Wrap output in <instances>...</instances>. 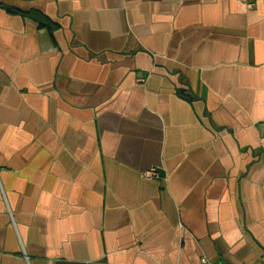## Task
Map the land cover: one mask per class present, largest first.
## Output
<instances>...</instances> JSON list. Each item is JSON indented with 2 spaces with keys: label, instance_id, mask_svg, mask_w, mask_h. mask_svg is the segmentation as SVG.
I'll return each mask as SVG.
<instances>
[{
  "label": "crops",
  "instance_id": "1",
  "mask_svg": "<svg viewBox=\"0 0 264 264\" xmlns=\"http://www.w3.org/2000/svg\"><path fill=\"white\" fill-rule=\"evenodd\" d=\"M263 119L264 0H0V264H262Z\"/></svg>",
  "mask_w": 264,
  "mask_h": 264
},
{
  "label": "built area",
  "instance_id": "2",
  "mask_svg": "<svg viewBox=\"0 0 264 264\" xmlns=\"http://www.w3.org/2000/svg\"><path fill=\"white\" fill-rule=\"evenodd\" d=\"M251 5H252L251 3L248 4L249 7ZM258 127L262 131H264V119L258 122ZM144 177H146V178H158L159 175H158L156 169L152 167V168L148 169L147 171H145ZM200 262H201V264H222L219 261H211L207 257H204V256H202L200 258ZM262 264H264V256L262 257Z\"/></svg>",
  "mask_w": 264,
  "mask_h": 264
}]
</instances>
